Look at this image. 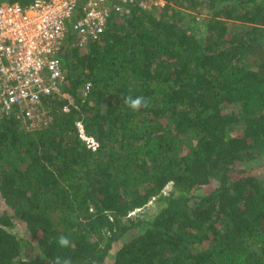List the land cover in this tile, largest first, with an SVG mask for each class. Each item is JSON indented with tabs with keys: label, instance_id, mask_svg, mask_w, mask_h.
<instances>
[{
	"label": "trees",
	"instance_id": "1",
	"mask_svg": "<svg viewBox=\"0 0 264 264\" xmlns=\"http://www.w3.org/2000/svg\"><path fill=\"white\" fill-rule=\"evenodd\" d=\"M165 1L67 36L45 124L0 118V264H264V0Z\"/></svg>",
	"mask_w": 264,
	"mask_h": 264
},
{
	"label": "built area",
	"instance_id": "2",
	"mask_svg": "<svg viewBox=\"0 0 264 264\" xmlns=\"http://www.w3.org/2000/svg\"><path fill=\"white\" fill-rule=\"evenodd\" d=\"M165 4V0L0 2V118L12 116L27 128L36 127L43 100L60 94L67 80L61 55L68 35L86 48L100 39L110 18L130 16L135 5L151 9Z\"/></svg>",
	"mask_w": 264,
	"mask_h": 264
},
{
	"label": "clouds",
	"instance_id": "3",
	"mask_svg": "<svg viewBox=\"0 0 264 264\" xmlns=\"http://www.w3.org/2000/svg\"><path fill=\"white\" fill-rule=\"evenodd\" d=\"M123 102L132 110H139L142 106L147 107L148 101L143 96H125L123 97ZM58 245L61 248H67L70 246L71 241L67 236L61 235L57 240ZM46 264H72L71 258H63L57 256L54 260L46 261Z\"/></svg>",
	"mask_w": 264,
	"mask_h": 264
},
{
	"label": "rangeland",
	"instance_id": "4",
	"mask_svg": "<svg viewBox=\"0 0 264 264\" xmlns=\"http://www.w3.org/2000/svg\"><path fill=\"white\" fill-rule=\"evenodd\" d=\"M47 119H48V112L47 111L41 112L40 113V119L38 120V122H36V126H41V125L45 124V122L47 121ZM237 130H240V129L238 128ZM261 172L264 173V166L261 167ZM213 186H214V184H211V185L202 187L200 189V193H205L206 191H208ZM167 188H170V186H168ZM14 230L16 232H18L19 236L21 238H23V239H25V237L28 236L27 231L24 229V227L22 225H17ZM27 251L29 252L30 251V248H27Z\"/></svg>",
	"mask_w": 264,
	"mask_h": 264
},
{
	"label": "crops",
	"instance_id": "5",
	"mask_svg": "<svg viewBox=\"0 0 264 264\" xmlns=\"http://www.w3.org/2000/svg\"><path fill=\"white\" fill-rule=\"evenodd\" d=\"M5 1V0H4ZM2 2V1H1Z\"/></svg>",
	"mask_w": 264,
	"mask_h": 264
}]
</instances>
